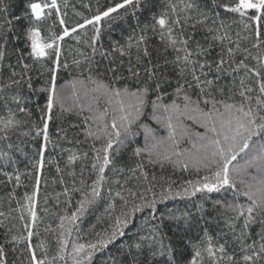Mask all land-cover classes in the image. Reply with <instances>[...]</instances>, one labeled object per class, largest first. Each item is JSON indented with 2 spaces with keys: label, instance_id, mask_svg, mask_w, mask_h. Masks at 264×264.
I'll return each instance as SVG.
<instances>
[{
  "label": "snow or ice",
  "instance_id": "obj_1",
  "mask_svg": "<svg viewBox=\"0 0 264 264\" xmlns=\"http://www.w3.org/2000/svg\"><path fill=\"white\" fill-rule=\"evenodd\" d=\"M181 3L182 7L172 0H118L92 19L85 20V24L79 25L81 28L85 25L95 26L106 18H112L128 23V32L122 36V40L110 43L109 52L102 53L106 57L110 53L118 54V58L113 56L103 72L96 69L99 78L91 75L87 78V82L95 87L86 89V94L90 92L97 104L103 98L109 106L114 105L116 114L110 125L111 132L106 131L108 126L105 125L108 139L102 149L96 150V163L92 164V168L99 173L92 187L93 199L81 201L77 212L86 210V203L93 204L95 198L100 196L99 186L105 179L106 169L111 166L113 171H124V167H117V157L124 153L134 163V167L126 166L133 177L148 180L147 165H159L161 169L171 165L174 170L194 171L198 178L188 180L179 192H172L169 186L159 193L158 198L155 193L151 200L139 196L138 203L137 193L128 189V196L132 198L130 208V200L117 191L116 196L126 210L121 217L116 218L109 234L87 246H74L73 264H90L95 252L108 248L118 237H124V229L132 218L145 209L149 210V216L155 221L150 232L142 235L137 229L135 238L118 250L119 258H114L113 264H264V73L256 68L249 69L245 63L247 56L237 62L240 43L231 40L228 32L231 25L218 11L223 9L225 13L238 15L239 20L233 18L232 23L242 24L246 32L250 30L256 41L252 47L257 48L264 46V0H232V3H223L221 0H181ZM121 10L122 15L113 17L114 13L119 14ZM53 11L59 18V24L64 26L65 20L60 14L57 0L29 2L18 15L10 13L8 5L0 4V14L3 15V21L0 22V62L5 60L10 40H19L21 35L25 39L23 48L13 49L17 63L22 65L24 72L12 71L9 77L11 83L6 87L17 86V89H22L26 85L32 90L31 76L28 75L32 65L27 60L33 63L48 61L51 65L50 79L40 89L47 94L46 105L38 115L41 124L35 121L31 124L35 137L43 138L39 149L40 159L33 165L36 172L41 174L44 151L50 143L49 123L53 119V110L59 104L62 112L71 111L64 108L63 97L57 89V73L61 67L68 68L67 63H61L62 49L58 41H63L77 31L75 27L71 30L63 27L62 34L53 33L50 42L43 39L41 25L53 17ZM129 19L134 20V23L128 22ZM209 20L217 27L208 26ZM94 33L90 41L93 53L101 38V28L94 27ZM236 35L240 37L239 32ZM244 38L247 39V36ZM216 41H220L221 47L214 54ZM225 41L229 45L226 48ZM233 43L235 49L231 46ZM25 49L29 50L26 52ZM247 51L245 48L244 52ZM255 59L264 68V56ZM226 64H236V68H245L260 78V96L255 99V106L253 97L246 94L253 89L244 87L243 79L240 80L242 90L238 92V101L235 100L237 93L233 88L220 84L223 74L228 71ZM236 68L232 71L235 72ZM109 73L110 80L107 79ZM125 73L133 83L114 87V83L126 80ZM0 92H3L2 88ZM21 95V91H16L11 100L19 113L32 117L33 113L21 104ZM4 106L8 108L6 99ZM88 110L93 111L91 105ZM8 111L10 118L0 121L3 124L0 132L5 133L0 135V140L9 139V129L27 123L15 119L16 113L11 108ZM80 111H84L83 107ZM107 111L105 108L104 113ZM87 119L92 117L86 118L85 123ZM195 124L204 131L193 132L192 126ZM58 131H64L67 135L66 130ZM24 134L28 135L27 132ZM94 135L89 128L86 136ZM184 141L189 142L191 148H183ZM242 154L248 158L240 165L238 158ZM75 160L74 155L69 157L70 164ZM251 169H255L256 175L252 174ZM56 171L59 173L61 169L57 167ZM3 175L9 176L7 172ZM40 178L39 174L35 177L37 189ZM16 181H20L18 175ZM116 183L119 184V181ZM198 194L203 201L210 203V212L206 213L204 203H194L195 212L184 211L176 215L170 211L157 215L158 203L177 197L191 199ZM26 198L30 201L29 210L34 227L37 213L34 203H31L33 197ZM241 198H246V202H242ZM109 207H114V204ZM208 216H212V221ZM77 218V213L67 217L70 223H74ZM213 222L217 225L215 234L211 231ZM253 225H258L259 230L253 232ZM60 227L64 228L63 218ZM25 228L28 229L27 235L19 239L29 242L28 264H54L57 259L64 260L66 239L59 241V250L51 259L48 258L47 248L41 243L39 247L44 249L41 258L30 243L33 231L27 224ZM68 233L71 234V229H68ZM17 239L16 236L12 237L13 241ZM4 256V245L0 244V264H4Z\"/></svg>",
  "mask_w": 264,
  "mask_h": 264
},
{
  "label": "trees",
  "instance_id": "obj_2",
  "mask_svg": "<svg viewBox=\"0 0 264 264\" xmlns=\"http://www.w3.org/2000/svg\"><path fill=\"white\" fill-rule=\"evenodd\" d=\"M29 2H38V0H0V4L8 5L9 12L16 15L20 14ZM116 2L118 0H57L65 25L61 26L59 24V18L56 16L55 11H53V17L44 21L41 25V36L49 42L53 33L62 34L63 27H68L70 30L73 27L77 29L76 32L65 37L63 41H58L62 49L61 63H67L68 68L61 67L57 73V89L59 95L63 97L64 108L71 109V111L62 112L59 104L53 110V119L49 123L50 143L44 151L42 174L37 173L33 165L40 159L39 149L43 144V138L42 136L35 137V130L32 129L31 124L33 121L41 124L38 115L40 109H43L46 105L47 94L41 92L40 89L50 79V62L38 61L33 63L31 60L26 61L32 65L28 71L33 85L32 90H29L26 85L22 86V89H17V86L6 87L11 83L9 77L12 71L24 72L22 65L17 63V55L13 52L14 48L24 47L25 39L23 35L19 40L15 38L10 40L6 49L5 60L0 62V88L3 89V92H0V97L8 101V108L16 113L15 119L27 121V123L9 129L7 133L8 140H0V213H3V215H0V244H3L5 249L4 264H28L27 245L29 242L19 239V237L27 235L26 224L34 233L30 243L39 257L43 258L44 255V249L39 247L41 243L47 248L48 258L51 259L59 250V241L66 239L65 258L64 260L57 259L54 264H73L74 246L78 244L87 246L89 243H95L101 237L109 234L113 229L116 218L121 217L126 210L123 202L116 196L117 191H120L122 195L130 200V208L132 198L128 196V189L137 193L136 202L138 203L139 196L151 200L155 193L158 198L159 193L169 186H171L172 192H179L182 191V187L186 185L188 180L198 178L194 171L174 170L171 165H165L163 169L159 165H147L148 180H144L143 177H133L126 166L134 167V163L129 159V155L124 153L121 157H117V167H124V171H113L111 166L106 169L105 179L99 186L100 196L95 198L93 204L86 203V210L77 212L81 201L86 202L93 199L92 187L97 181L99 173L98 170L92 168V164L96 163V150L102 149L108 139L104 130L105 125L108 126L106 131L111 132L110 125L113 116L116 114L114 105L109 106L103 98L97 104L93 101L90 92L86 94V89L90 90L95 87L87 82V78L89 75L93 78H99L96 69L99 68L103 72L113 56L118 58V54L110 53L106 57L102 53L109 52L110 43L114 40H122V36L128 32V23L124 20H114L112 18H106L95 26L85 25L81 28L79 25L85 24V20L92 19L98 12ZM172 2L182 7L181 0H172ZM184 2H187V0H184ZM221 2L232 3V0H221ZM218 11H220L221 17L227 18L226 23L231 25L228 29L231 40L240 43V49L236 54L237 62L247 56L245 63L248 68H256L264 73V68H261L260 62L255 59L257 56H264V46L252 47V44L256 41L250 30L246 32L243 30L242 24L232 23L233 18L239 20L238 15L225 13L223 9H218ZM122 14L123 10L119 14L114 13L113 17ZM209 15L211 16V13ZM141 18L143 19V16ZM2 21L3 15L0 14V22ZM128 22L134 23V20L129 19ZM109 25H111V28H109ZM208 26L217 27V25L211 24V20L208 21ZM94 27L101 28V38L95 45V53H93L90 45L91 38L95 34ZM15 32L16 29H14ZM237 32L240 33V37H237ZM245 36H247V39L244 38ZM215 44L214 54L219 52L221 47L220 41H216ZM224 46L225 48L229 46L227 41L224 42ZM231 46L235 49V43ZM245 48H247V52H244ZM28 50L25 49L26 52ZM248 53H251V55H248ZM225 59H227L226 55ZM124 60L125 67H127V57ZM77 61L79 63H76ZM225 67L228 71L223 74L220 84L233 88L237 93L235 100L238 101L240 99L238 92L242 90L240 80L243 79L244 87L253 89L251 93L246 94L253 97V106H255V99L260 96L258 83L260 78L245 68H236V64H231V66L226 64ZM90 68L92 69L91 72L89 71ZM233 68H236L235 72L232 71ZM125 76L126 80L118 81L113 86L120 87L124 83H133L127 73H125ZM16 78L19 79V76ZM107 79H111L110 73L107 75ZM16 91H21V104L26 105L33 113L32 117H27L17 111L16 104L11 100ZM4 99H0V121L10 118L8 108L4 106ZM89 105L92 106L93 111L88 110ZM81 107L84 109L83 112L80 111ZM105 108L108 109L106 114L104 113ZM88 117H92V119H87V123H85ZM2 127L3 124L0 123V128ZM89 128L96 135L87 137L86 133ZM58 129L66 130L67 135L65 136L64 131H58ZM192 130L193 132L204 131L198 124L193 125ZM26 132L28 135L24 134ZM4 134L0 132V135ZM96 136H99V138L97 139ZM139 139L142 146V137ZM9 144L12 145L11 148L8 147ZM182 147L191 148V144L184 141ZM73 155L76 160L70 164L69 157ZM247 158L242 154V157L238 158V163L243 165L244 160ZM57 167L61 169L59 173L56 171ZM250 171L253 175H256L255 169ZM5 172L9 174L8 177L3 175ZM38 174L41 178L37 189L35 177ZM17 175L20 177L19 182L16 181ZM248 179L250 180L251 177H248ZM116 181H119V184ZM150 188L152 190L148 191ZM26 197H33L31 203H34L37 213L34 227L32 226L29 210L30 201ZM241 199L242 202H246V198ZM194 203H204L206 213L211 211L210 203L203 201L200 194H198L197 197L191 199L177 197L158 203L157 215L159 216L160 213L167 214L170 211L175 212L176 215H180L184 211L195 212ZM110 204H114V207L110 208ZM73 213H77L78 218L74 223H70L67 217H70ZM62 218L64 228L60 227ZM207 218L212 221V216ZM153 223L155 221L149 216L148 209L136 213L131 223L124 229L126 235L118 237L108 248L96 251L90 264H113L114 258H119L118 250L121 246H127L131 239L135 238L137 229H140V234L147 235ZM216 228L217 225L213 222L211 227L213 234H215ZM68 229H71L70 235ZM258 230V225L252 226L253 232ZM192 235H195V233H192ZM13 236L18 237V239L13 241ZM230 238L231 234H229ZM231 250L230 248L229 251Z\"/></svg>",
  "mask_w": 264,
  "mask_h": 264
}]
</instances>
